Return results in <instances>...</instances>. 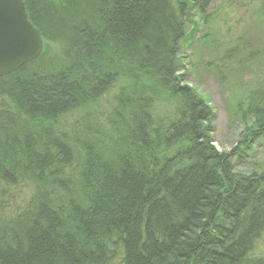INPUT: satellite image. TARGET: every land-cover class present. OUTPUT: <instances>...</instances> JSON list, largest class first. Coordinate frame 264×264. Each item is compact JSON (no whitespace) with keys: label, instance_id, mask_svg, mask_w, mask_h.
Wrapping results in <instances>:
<instances>
[{"label":"trees","instance_id":"trees-1","mask_svg":"<svg viewBox=\"0 0 264 264\" xmlns=\"http://www.w3.org/2000/svg\"><path fill=\"white\" fill-rule=\"evenodd\" d=\"M214 1L24 0L44 49L0 76V264H264V171L232 160L264 104L218 150L179 65L189 3Z\"/></svg>","mask_w":264,"mask_h":264},{"label":"rangeland","instance_id":"rangeland-1","mask_svg":"<svg viewBox=\"0 0 264 264\" xmlns=\"http://www.w3.org/2000/svg\"><path fill=\"white\" fill-rule=\"evenodd\" d=\"M171 1L176 5L179 0ZM263 4L264 0H215L204 14L191 2L187 8L180 69L186 81L210 103L214 144L227 153L242 144L251 127L256 128L253 110L264 104L257 100V95L264 93ZM53 46L56 48L54 44L50 48ZM123 83L122 79L115 82L101 108L114 102ZM232 160L237 171H264V134ZM24 190L21 199L28 193ZM252 254L264 256V235Z\"/></svg>","mask_w":264,"mask_h":264},{"label":"water","instance_id":"water-1","mask_svg":"<svg viewBox=\"0 0 264 264\" xmlns=\"http://www.w3.org/2000/svg\"><path fill=\"white\" fill-rule=\"evenodd\" d=\"M44 49V39L28 17L24 0H0V75L9 74Z\"/></svg>","mask_w":264,"mask_h":264},{"label":"bare ground","instance_id":"bare-ground-1","mask_svg":"<svg viewBox=\"0 0 264 264\" xmlns=\"http://www.w3.org/2000/svg\"><path fill=\"white\" fill-rule=\"evenodd\" d=\"M6 75V74H5ZM1 76V75H0Z\"/></svg>","mask_w":264,"mask_h":264}]
</instances>
